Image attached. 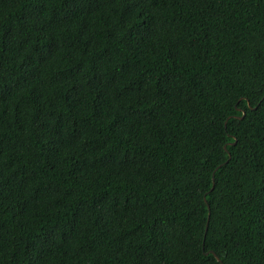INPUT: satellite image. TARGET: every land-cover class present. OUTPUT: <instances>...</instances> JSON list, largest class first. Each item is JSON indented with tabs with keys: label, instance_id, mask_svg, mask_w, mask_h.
Segmentation results:
<instances>
[{
	"label": "trees",
	"instance_id": "1",
	"mask_svg": "<svg viewBox=\"0 0 264 264\" xmlns=\"http://www.w3.org/2000/svg\"><path fill=\"white\" fill-rule=\"evenodd\" d=\"M220 263L264 264V0H0V264Z\"/></svg>",
	"mask_w": 264,
	"mask_h": 264
},
{
	"label": "water",
	"instance_id": "2",
	"mask_svg": "<svg viewBox=\"0 0 264 264\" xmlns=\"http://www.w3.org/2000/svg\"><path fill=\"white\" fill-rule=\"evenodd\" d=\"M243 115H244V112H243V114H242V116L240 118H242ZM208 253H211L212 255H214V253L212 251H209ZM215 258L218 260V262H220V259L217 256H215ZM220 264H222V263H220Z\"/></svg>",
	"mask_w": 264,
	"mask_h": 264
}]
</instances>
